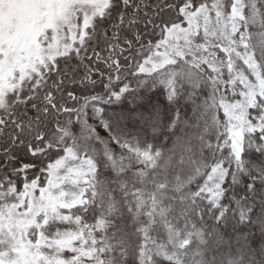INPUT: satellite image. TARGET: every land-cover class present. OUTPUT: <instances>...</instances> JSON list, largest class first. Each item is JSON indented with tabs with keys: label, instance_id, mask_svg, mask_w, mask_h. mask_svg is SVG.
Wrapping results in <instances>:
<instances>
[{
	"label": "snow or ice",
	"instance_id": "6c2138e0",
	"mask_svg": "<svg viewBox=\"0 0 264 264\" xmlns=\"http://www.w3.org/2000/svg\"><path fill=\"white\" fill-rule=\"evenodd\" d=\"M0 264H264V0H0Z\"/></svg>",
	"mask_w": 264,
	"mask_h": 264
}]
</instances>
